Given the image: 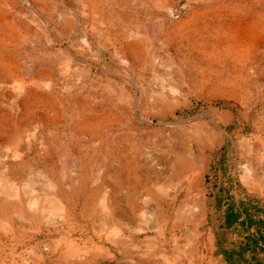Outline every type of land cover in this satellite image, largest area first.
<instances>
[{
	"label": "rangeland",
	"instance_id": "374dc122",
	"mask_svg": "<svg viewBox=\"0 0 264 264\" xmlns=\"http://www.w3.org/2000/svg\"><path fill=\"white\" fill-rule=\"evenodd\" d=\"M223 146L264 210V0H0V264H225Z\"/></svg>",
	"mask_w": 264,
	"mask_h": 264
},
{
	"label": "trees",
	"instance_id": "16d2710c",
	"mask_svg": "<svg viewBox=\"0 0 264 264\" xmlns=\"http://www.w3.org/2000/svg\"><path fill=\"white\" fill-rule=\"evenodd\" d=\"M229 149L225 146L212 155L208 182L214 189L212 215L209 216L216 253L226 264H264V210L245 196L236 199L232 187L241 192L236 182L220 181L227 167Z\"/></svg>",
	"mask_w": 264,
	"mask_h": 264
},
{
	"label": "crops",
	"instance_id": "0c3cea01",
	"mask_svg": "<svg viewBox=\"0 0 264 264\" xmlns=\"http://www.w3.org/2000/svg\"><path fill=\"white\" fill-rule=\"evenodd\" d=\"M215 251H216V248H215ZM216 253V252H215ZM216 255L219 257V259H222V257L220 256V255H218L217 253H216ZM222 261H223V259H222ZM224 262V261H223ZM225 263V262H224ZM226 264V263H225Z\"/></svg>",
	"mask_w": 264,
	"mask_h": 264
}]
</instances>
